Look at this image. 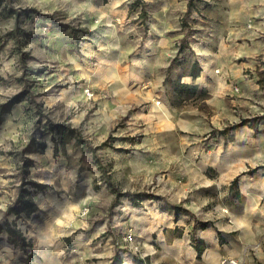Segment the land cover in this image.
Instances as JSON below:
<instances>
[{"label":"rangeland","instance_id":"rangeland-1","mask_svg":"<svg viewBox=\"0 0 264 264\" xmlns=\"http://www.w3.org/2000/svg\"><path fill=\"white\" fill-rule=\"evenodd\" d=\"M134 1L139 2L131 8ZM191 1L190 8L197 14L186 12L180 17L187 39L224 29L231 20L226 0ZM89 2L96 0H0V103L26 89L17 102L7 106L0 123V257L4 254L1 244L8 238L6 218L15 222L28 243L23 248L26 257L0 264H30V255L36 258L34 244L37 262L56 258L70 264L67 253L72 248L76 253L93 250L106 238L122 245V250L151 248L157 260L162 259L160 264H178L174 256L189 257L188 244L194 248V225L196 237L207 228L210 235L216 233L219 249L243 250L247 264H264V164H253L264 161V152L254 153L258 148L264 150L259 140L264 138V118L250 120L264 113V56L252 58L244 76L227 81L230 86L222 93L223 100L213 101L218 106L209 101L203 88H197L195 97L175 103L172 80L168 99L173 108L164 114L152 110L161 96L121 108L116 104L119 97L107 88L104 69L99 71L101 87L86 82L97 61L89 51L95 26L86 22L83 11ZM238 5L236 0L235 16H231L237 26L254 19ZM128 6L130 20L146 25L149 8L145 1L129 0ZM14 27L19 31L17 38L7 35ZM20 51L25 53L23 61ZM191 62L188 55L184 70H189ZM181 119L192 126L186 127ZM52 123H67L73 130L62 138ZM242 129H250L252 138L243 136ZM78 133L86 145L77 141ZM28 143L32 148L24 155L32 162L26 179L47 186L40 190L25 184L31 189L36 211L29 216L9 213L4 218L22 180L20 151ZM223 152L245 157V166L236 164L235 176L219 188H202L197 170L211 163L203 174L218 179L223 175L218 159ZM96 157L116 189L129 194L113 202L115 192L106 184ZM132 193L150 196L142 195L136 202ZM213 224L220 229L211 228ZM46 232L49 236H42ZM51 233H60L59 239ZM128 233L132 239L126 237ZM46 245L50 246L47 250ZM203 245V249L210 247ZM115 255L117 250L107 264Z\"/></svg>","mask_w":264,"mask_h":264},{"label":"crops","instance_id":"crops-1","mask_svg":"<svg viewBox=\"0 0 264 264\" xmlns=\"http://www.w3.org/2000/svg\"><path fill=\"white\" fill-rule=\"evenodd\" d=\"M144 1L149 8L148 19L147 24H141V26L137 24V21L130 20L133 16L131 15L130 17L128 14L129 0H107L104 3L96 0V2L85 4V9L83 10L88 18L86 22L95 26L91 34L92 37H90L92 45H90L89 51L91 56H96L97 60L94 68L96 73L93 72V74L89 75L86 82L94 88L101 87L102 75L99 74V71L103 73L102 69H104L105 80L108 83L107 88L119 97V101L116 104L121 108H124L128 103H139L143 100L149 101L152 100V96H161L162 101L158 102V105H154L152 110L164 114L168 108H173L168 97L172 93L170 82L176 79L181 83L196 85L198 89H205L209 93V101L215 105L214 102H218V99L219 102L222 101V93L229 89L230 85L227 84V81H235L233 79L244 76V69L251 65L252 58L264 56V41L259 40V38L264 37V0H238L239 9L245 15L250 14L254 17L247 23L241 21L242 23H239V26L234 23L236 18L231 17L235 16L234 6L236 0H226V14L231 20L224 29L220 30L217 28L207 34L188 37L189 47L184 48L178 54V57H182L184 54L186 58L190 55L192 60L197 61L200 70L195 77L191 76L188 71L182 73L181 66L176 62L172 64L171 61L177 54L176 49L178 46L176 48V43L179 42L185 31L180 24L181 15L186 12L190 15L192 11L193 14H197V11L192 8L187 10L188 0ZM253 3H255V7H252ZM187 52L189 53L188 55L186 54ZM105 56L106 58H104ZM214 69L217 70L216 74ZM196 95L194 94L193 97ZM189 99L191 98L189 97ZM222 109L225 110L224 105ZM216 112L220 114L219 108ZM181 122L188 128L192 126L188 120L181 119ZM241 133L243 136L246 133L247 137L252 138L250 129H242ZM222 140L224 142L223 137ZM259 140L264 142L262 137ZM223 142H221V145H223ZM252 144L254 146L255 142L253 141ZM253 146L250 145V147ZM243 149H246V147ZM262 152L264 150L258 148V152L254 153L261 155ZM208 156H211V154ZM250 156L251 153L246 154L248 160ZM218 159L221 160L224 167L220 171L223 175L219 176L218 179H209L203 174V171L208 166H211V163H206L203 166L201 164L204 169L199 167V170H197L196 177L200 178L199 185L202 188L210 187L211 190L219 188L221 184L228 183L235 176L236 164H242L243 162L245 166V157H234L230 155V152L219 154ZM207 160H211V157H207ZM253 164L262 165L264 161L260 159L253 162ZM257 170L260 171L261 169L257 168ZM226 214L229 217L230 214L228 212ZM213 225L214 227L211 228L220 229L218 225ZM133 227L135 234L138 236L139 233L136 232L138 231L136 226L133 225ZM224 229L228 231L229 227H224ZM206 230L208 229L200 230L197 234V239L205 245L209 244L210 247L201 250L197 254L196 250L188 244L189 257L174 256L178 264H219L222 256L237 259L239 264H247L245 258H242L243 250L219 249L216 242V233H211L210 235L209 230ZM56 234L51 233L50 236L53 239H59L60 233ZM26 235L31 237V234L28 235L26 233ZM42 236L47 237L49 233L46 232ZM1 245V251H4V254L0 257L2 262L9 259L14 261L13 259L24 258L28 255L23 253L26 251L20 244L11 245L8 238ZM97 245L95 249L83 251L82 253H76L77 250L72 248L71 253H67L69 256L68 261H71L70 264H107L116 250L118 251V260L115 264H136L137 259H142L144 264H160L162 260H157V257L152 253V249L148 247L139 251L122 250L119 249L122 245H114L109 238H106L103 242L102 240L99 241ZM49 247L46 245L45 250L49 249ZM5 251L16 252V254L11 253L10 256V253ZM34 252L36 253V258L33 260L31 259L32 255H30V264H41L36 261L39 256L35 244ZM18 264L25 263L19 262ZM42 264L68 263L59 262L56 258H47Z\"/></svg>","mask_w":264,"mask_h":264},{"label":"trees","instance_id":"trees-1","mask_svg":"<svg viewBox=\"0 0 264 264\" xmlns=\"http://www.w3.org/2000/svg\"><path fill=\"white\" fill-rule=\"evenodd\" d=\"M139 1H134L130 6L131 8H134L135 5H137ZM192 4L191 0H188V10L190 8ZM183 26H186V24H184ZM19 31L16 30V28L14 27L13 30L7 32V35H11L14 38H17ZM187 31L183 34L182 38L179 40L178 43V49H177V55L179 53L182 52V50L184 48L189 47V43H188V39H187ZM18 41V39H17ZM20 58L21 61H23L24 59V52L20 51ZM177 55L172 59L171 63H177L181 66L182 69V73L184 72H189L191 74V76L195 77L200 70V67L197 64L196 60H192L191 64L189 65V70H184L183 65L185 64V57H182L183 59H178ZM187 61V60H186ZM173 85H174V95L176 96V100L175 103H180L181 101H183L184 99L193 96L194 94H197V86L193 85V84H186V83H181L179 80H174L173 81ZM26 92V89H22L19 93L11 96L7 102L5 103H0V123L2 122V114L5 112V110L7 109L8 105L14 104L15 102H17ZM264 118V113H262L260 116H255L253 117L252 120L253 122L259 119ZM51 128L54 129H58V131L60 132V137H65L62 134H69L68 131L73 130V128H71L69 126V124L67 123H52L51 124ZM77 141L83 143V144H87V141L78 133L77 135ZM30 147L32 148V143H28L25 147H23L20 151V155H21V160H22V165H21V173H22V180L21 183L18 185V189H17V194L16 197L14 198V200L8 205L6 211H5V217L7 216V214L9 213H14L15 215L19 216L20 214H25L27 216L31 215L34 211H36L37 209V205L36 202L34 201L33 195L31 193V189L25 188L24 185L25 184H30L33 188L35 189H40L43 190L47 185L45 183H41V182H37L35 180L32 179H26L27 174L29 173V166L31 165L32 160L25 156L24 153L25 151L29 150ZM94 151V148H93ZM96 163H98V167L100 168V170L102 171V174L105 175L106 174V170L104 168L103 165H101V162L99 160V158H95ZM105 182L108 185L109 188H111L114 192H115V198L113 200V202H115L118 197L121 194H129V193H125V192H120L118 191V189H116V187L114 186L113 182L110 181L109 176L106 174L105 177ZM236 180H233L232 183H235ZM150 196L149 194H145V193H132V198L133 201L139 200L141 198V196ZM143 197V196H142ZM137 198V199H136ZM200 226L204 227L206 225L205 222H200L199 223ZM6 232L8 233V241L12 242L13 244H20L23 248L26 247V245H28V243L25 241L22 232L20 231V229H18L16 227L15 222L13 221H8V219L6 218L5 220V226H4ZM196 228V225L193 226V231H192V235H191V241L192 244L194 246V248L196 249L197 254H199L201 252V250H203L204 247V243H201L199 239H197L196 235H194V230ZM2 230V225L0 223V231ZM113 260H118V255H115V257L113 258ZM137 263L136 264H144L142 263L143 260L142 259H137ZM110 262L109 264H114L115 262ZM146 264V263H145Z\"/></svg>","mask_w":264,"mask_h":264},{"label":"built area","instance_id":"built-area-1","mask_svg":"<svg viewBox=\"0 0 264 264\" xmlns=\"http://www.w3.org/2000/svg\"><path fill=\"white\" fill-rule=\"evenodd\" d=\"M234 88L237 89L236 86H235ZM85 92H86L87 94H90V91H89L88 88H85ZM126 237H127L128 239H132V235H131V233H128V234L126 235ZM221 263H222V264H226V263H228V264H238V262H237L235 259H233V258H227V257L222 258V259H221Z\"/></svg>","mask_w":264,"mask_h":264}]
</instances>
